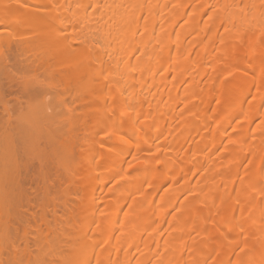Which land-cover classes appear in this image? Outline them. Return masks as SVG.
<instances>
[{
    "label": "bare ground",
    "instance_id": "obj_1",
    "mask_svg": "<svg viewBox=\"0 0 264 264\" xmlns=\"http://www.w3.org/2000/svg\"><path fill=\"white\" fill-rule=\"evenodd\" d=\"M0 28L91 122L74 197L22 247L2 213L0 264H264V0H0Z\"/></svg>",
    "mask_w": 264,
    "mask_h": 264
},
{
    "label": "rangeland",
    "instance_id": "obj_2",
    "mask_svg": "<svg viewBox=\"0 0 264 264\" xmlns=\"http://www.w3.org/2000/svg\"><path fill=\"white\" fill-rule=\"evenodd\" d=\"M0 29L1 31L10 30ZM19 32L22 31L19 30ZM12 34H14L12 38H15L17 33ZM21 34L18 33V35ZM15 42L17 41L11 43ZM4 44L1 43L3 48L6 45ZM24 45V43L22 46L19 44L18 48L16 43V48L19 50L16 49L14 52L16 54L19 51L18 57L13 54L12 50H9V46L8 52L10 53L3 50V58H6L5 62H7L6 70L4 63L0 61L3 64L0 65V195L8 196L10 207L8 205L7 207L11 213H14L7 211L5 204V207L0 204V209L3 208V211H0V219L3 217L2 213L5 219L8 213L10 218H15L13 220L7 216L6 222L15 224H13L15 227L9 224L13 229L10 227L13 232L11 234L14 241H17L16 244L21 243V247L23 246V229L31 235L34 230L38 229L36 227H45L39 219L41 212L46 215L45 221L51 222L54 206L56 205L58 213L61 214L60 202L71 200L74 197L72 187L82 177L85 164H87L82 156H84L86 147L91 146L90 135L84 129L91 125L88 115L90 101L84 98L83 94L76 92L70 78V82L67 83L65 79V83L61 81V78L59 80L56 75L57 71L53 74L46 68V71L42 68L45 72L41 70L43 62L41 66L36 65L38 61V59L36 61V53H34L35 56L31 55L33 52H31V47L33 49L35 45ZM262 45H264V38L260 46ZM23 58H27L25 62ZM44 60L53 62V64L55 62V59L47 57H43ZM16 66L21 67L20 70L19 67L17 70ZM49 66L47 65V68ZM90 67L92 68L89 66V69ZM232 67V70L226 73V78L236 72L239 73V65L235 64ZM21 69L26 71H21ZM26 81L32 82L34 86L30 83L27 87ZM103 93L96 92L93 100L100 99ZM171 114V110L164 109L158 112V119L167 122ZM1 221L5 220L1 219ZM53 223L52 221L48 224L52 226ZM30 248L32 250L34 246L31 245Z\"/></svg>",
    "mask_w": 264,
    "mask_h": 264
}]
</instances>
